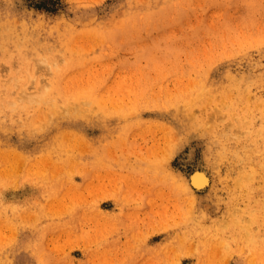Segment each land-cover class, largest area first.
I'll use <instances>...</instances> for the list:
<instances>
[{
	"label": "rangeland",
	"instance_id": "1",
	"mask_svg": "<svg viewBox=\"0 0 264 264\" xmlns=\"http://www.w3.org/2000/svg\"><path fill=\"white\" fill-rule=\"evenodd\" d=\"M263 161L264 0H0V264H264Z\"/></svg>",
	"mask_w": 264,
	"mask_h": 264
},
{
	"label": "bare ground",
	"instance_id": "2",
	"mask_svg": "<svg viewBox=\"0 0 264 264\" xmlns=\"http://www.w3.org/2000/svg\"><path fill=\"white\" fill-rule=\"evenodd\" d=\"M12 156L16 158V161H19V160L21 161L25 159V157L22 158V155H20L18 152H17V155L13 153ZM262 167H263V171H262V179H263L264 178V161L262 162ZM209 182H210V177L205 168L194 169L188 177L189 185L195 190H202L206 188L207 185H209ZM262 191L264 193V185L262 186Z\"/></svg>",
	"mask_w": 264,
	"mask_h": 264
}]
</instances>
